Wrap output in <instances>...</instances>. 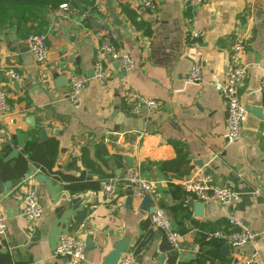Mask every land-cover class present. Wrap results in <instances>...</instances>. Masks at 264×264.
Wrapping results in <instances>:
<instances>
[{
    "label": "crops",
    "instance_id": "obj_1",
    "mask_svg": "<svg viewBox=\"0 0 264 264\" xmlns=\"http://www.w3.org/2000/svg\"><path fill=\"white\" fill-rule=\"evenodd\" d=\"M100 1L104 11L81 0L80 7L68 1L77 8L74 13L56 8L42 14L41 31L48 35L50 49L43 63L26 43L32 31L40 32L26 27L39 21L21 27L15 19L0 20V88L6 90L10 107L0 115V171L3 162L14 165L30 141H58L52 171L30 161L20 179H4L12 185L0 194L8 222L0 252L9 254L11 264H67L54 254L66 234L84 243L83 264H106L114 243L125 238L127 249L136 247L137 264H233L237 250L230 246L225 253L219 240L205 243L202 231L227 226L235 217L261 233L254 245L239 252L255 254L264 264V117L248 112L240 140L227 143L226 108L214 87L224 79L229 56L242 41L246 77L238 94L245 106L264 112V0H209L198 6L155 0L154 10L137 0H111L121 26L112 22L107 0ZM191 33L197 35L193 40ZM104 38L136 60L123 73L104 56L105 87L94 72ZM194 63L201 64V82L187 81ZM9 71L20 77L12 78ZM55 73L66 77L63 83ZM72 75L87 78L78 106L68 97ZM134 93L159 105H139ZM29 115L34 125L24 119ZM7 144L11 149L6 153ZM130 168L152 182L145 208V196L126 205L133 186L123 178ZM56 172L89 182L116 179L124 206L111 212L100 187L72 189ZM40 173L50 180L39 181ZM191 173L208 174L217 186L236 191L239 199L232 206L204 202L202 216L197 215L200 201L180 183ZM29 186L36 189L44 210L36 221L23 214L22 197ZM156 207L186 235L183 251L176 255L151 224ZM195 243L200 244L197 252L192 251Z\"/></svg>",
    "mask_w": 264,
    "mask_h": 264
},
{
    "label": "built area",
    "instance_id": "obj_2",
    "mask_svg": "<svg viewBox=\"0 0 264 264\" xmlns=\"http://www.w3.org/2000/svg\"><path fill=\"white\" fill-rule=\"evenodd\" d=\"M95 7L104 11L105 6L100 0H93ZM143 7L154 10L156 8L155 0H137ZM209 0H184L187 5L198 6ZM59 9L74 13L77 8L69 2H62ZM196 33H191L190 38L193 40ZM26 43L28 51L38 62H45L49 55L48 35L43 32H31ZM245 52V43L240 41L236 44L229 56L226 75L223 80L214 84L224 100L226 108V131L225 140L227 143H236L241 138L243 124L248 116L245 104L240 99L238 88L246 77V68L243 63V55ZM104 56L109 57L114 62L126 69H132L136 65L134 57L120 50L109 38H104L98 44V52L94 63L95 77L103 87L107 80V71L104 64ZM12 78H19L20 75L14 71H9ZM187 81L191 83L201 82L203 79L202 67L200 63H194L188 74ZM69 99L76 106L82 101V93L87 83V78L80 75H72L70 80ZM260 87L264 92V76L261 79ZM139 105L145 104L150 108H155L159 104L154 99L144 98L134 93ZM137 109V108H136ZM10 110L7 92L0 88V115L6 114ZM123 181H130L133 185V199L141 200L152 189V182L141 177L133 168H130L124 175ZM181 186L185 192L192 195L202 202H213L217 205L232 206L240 197V195L230 188L220 187L214 184L210 176L205 173L188 174L182 177ZM99 186L103 191L106 202L111 212H116L124 206V199L118 195V180L116 179H100ZM23 214L29 221L40 219L44 210L40 203L39 195L33 186H29L22 197ZM151 224L154 228L160 230L172 250L178 253L183 251V242L186 235L175 230L167 212L156 207L150 216ZM8 228L7 218L0 206V237L6 234ZM203 241L209 243L212 241H221L228 243L232 248L237 250L233 264H261L255 254L247 255L239 252V249L246 245H254L261 236L259 231L253 230L245 226L239 219L230 217L227 226L219 227L212 231H202ZM200 249V244L195 243L192 247L193 252ZM55 256L66 258L67 264H83L86 260L84 243L70 235H62L54 251ZM118 264H137L136 247L128 248L121 256Z\"/></svg>",
    "mask_w": 264,
    "mask_h": 264
},
{
    "label": "trees",
    "instance_id": "obj_3",
    "mask_svg": "<svg viewBox=\"0 0 264 264\" xmlns=\"http://www.w3.org/2000/svg\"><path fill=\"white\" fill-rule=\"evenodd\" d=\"M64 2L63 0H0V20L15 19L21 27H24L28 22L39 21L36 27H26L31 32L33 29L42 32V14L47 10H53L59 8V5ZM68 2V1H67ZM74 4L73 1H69ZM90 8H94L93 1L86 0ZM34 32V31H32ZM5 152L10 151V145L4 146ZM58 149V141L47 140L41 144L36 141H30L16 158L14 165L11 162H3L1 164V172L4 179L12 181L20 179L27 171L28 164L33 161L41 169L53 170V162ZM60 179L69 181V187L72 189H90L98 188L99 183L96 181H86L84 178H70L56 172ZM0 264H11V258L8 253L0 252Z\"/></svg>",
    "mask_w": 264,
    "mask_h": 264
},
{
    "label": "water",
    "instance_id": "obj_4",
    "mask_svg": "<svg viewBox=\"0 0 264 264\" xmlns=\"http://www.w3.org/2000/svg\"><path fill=\"white\" fill-rule=\"evenodd\" d=\"M63 1H73L74 3H76V5H78L79 7L81 6V0H63ZM108 10L110 12V16L112 17V22L115 25L121 26L123 24V22L118 18V16L116 15V11L112 5L111 0H107L106 1ZM28 50V47H27ZM115 68L116 69H120L123 73L127 70L125 67L120 66L118 63L115 64ZM57 79V82H59V84L63 83L64 79H66V77H64V79H62V77H60L57 73L54 74V76ZM246 109L249 113H252L254 115H256L257 117L263 118L264 117V112L263 109L261 107H254L252 105H247ZM28 123L34 125L35 124V119L32 115H29L27 117L24 118ZM2 125H0L1 128ZM45 138V132L44 130L40 131V140H43ZM38 180L39 181H48L50 180L45 174L40 173L38 174ZM126 183L128 185H133L130 181H126ZM11 182H5L4 178L2 176V172L0 171V194H2L5 189H8L11 187ZM12 197V196H10ZM150 201V196L149 195H145V197L142 200V204L141 207L145 208L147 206V204ZM133 202V191H129L128 193V197L126 199V205L127 206H131ZM195 209H196V214L199 216H202L203 214V208H204V202L200 201L199 203L195 204ZM153 212L155 211V208H153L152 210ZM128 243H129V239L125 238V239H121L117 242L114 243L113 245V250L107 255V257L104 259L106 264H118L122 254L127 250L128 247ZM7 249H3L2 251L5 252ZM223 250L225 253H228L230 250V245L228 243H225V245L223 246ZM173 255L177 254L176 250H172L171 252ZM67 260V259H66Z\"/></svg>",
    "mask_w": 264,
    "mask_h": 264
}]
</instances>
